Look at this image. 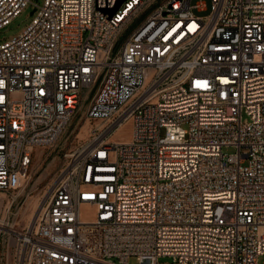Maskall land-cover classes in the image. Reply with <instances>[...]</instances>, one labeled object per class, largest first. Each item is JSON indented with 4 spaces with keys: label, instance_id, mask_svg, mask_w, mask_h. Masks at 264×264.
Returning <instances> with one entry per match:
<instances>
[{
    "label": "built area",
    "instance_id": "2783aa9c",
    "mask_svg": "<svg viewBox=\"0 0 264 264\" xmlns=\"http://www.w3.org/2000/svg\"><path fill=\"white\" fill-rule=\"evenodd\" d=\"M118 2L0 0V30L37 13L0 41V193L85 102L101 121L35 224L0 222L1 261L260 264L264 0H212L207 17L192 0ZM127 124L131 139L114 140Z\"/></svg>",
    "mask_w": 264,
    "mask_h": 264
},
{
    "label": "rangeland",
    "instance_id": "374dc122",
    "mask_svg": "<svg viewBox=\"0 0 264 264\" xmlns=\"http://www.w3.org/2000/svg\"><path fill=\"white\" fill-rule=\"evenodd\" d=\"M45 0H33V2L42 6ZM203 2L206 6L205 10H200L195 6ZM192 5L195 7L193 12L198 17H207L212 12V0H192ZM34 5H30L17 16L13 22L0 30V41H9L12 38L23 33L26 28L32 23L37 13ZM91 102L87 101L83 104L82 109L74 118L71 126L67 130V134L63 135L60 140L52 147L38 148L34 156L32 165L29 167L25 179L21 178L20 184L17 188H11L6 193L7 199L3 201L0 206V221L4 220L12 222L18 228H24L29 223V216L32 214L35 204L40 200L41 203L47 201L51 187L61 169L67 162V157L78 144L89 140L91 131L94 127L101 123L98 121H89L86 119ZM133 126L127 124L116 135V141H129L132 137ZM234 149L228 148L224 150L226 154H233ZM46 192L48 197L44 199ZM42 198V199H41ZM8 202H12L10 208L6 210ZM7 214L5 215V213ZM25 212V213H24ZM94 212L88 209H83V219H94ZM35 224V223H34ZM33 224V225H34ZM135 259H131L129 264H136ZM0 264H11V258H4ZM260 264H264V257L260 259Z\"/></svg>",
    "mask_w": 264,
    "mask_h": 264
},
{
    "label": "bare ground",
    "instance_id": "6f19581e",
    "mask_svg": "<svg viewBox=\"0 0 264 264\" xmlns=\"http://www.w3.org/2000/svg\"><path fill=\"white\" fill-rule=\"evenodd\" d=\"M21 178L22 179H25V175L24 174H16L12 177V185H13V188H17L20 184V181H21ZM49 193L46 192V194L44 195V199H46L48 197ZM7 199V195L6 193H0V206L1 204L3 203V201ZM42 199V198H41ZM46 202V201H45ZM44 202V203H45ZM12 202H8L7 205H6V210H8L10 208V205H11ZM43 208H44V204L39 201L36 202L35 204V208L32 212V214L29 216V223L30 225H33L37 218L39 217V215L42 213L43 211ZM25 213V212H24ZM7 214V212L5 213V215ZM1 224H4V222L0 221Z\"/></svg>",
    "mask_w": 264,
    "mask_h": 264
},
{
    "label": "water",
    "instance_id": "95a60500",
    "mask_svg": "<svg viewBox=\"0 0 264 264\" xmlns=\"http://www.w3.org/2000/svg\"><path fill=\"white\" fill-rule=\"evenodd\" d=\"M123 1H125V0H119V2H118V6L123 2ZM35 12V10L32 12V14Z\"/></svg>",
    "mask_w": 264,
    "mask_h": 264
},
{
    "label": "snow or ice",
    "instance_id": "6c2138e0",
    "mask_svg": "<svg viewBox=\"0 0 264 264\" xmlns=\"http://www.w3.org/2000/svg\"><path fill=\"white\" fill-rule=\"evenodd\" d=\"M198 84H202L203 86H206V82H198Z\"/></svg>",
    "mask_w": 264,
    "mask_h": 264
}]
</instances>
